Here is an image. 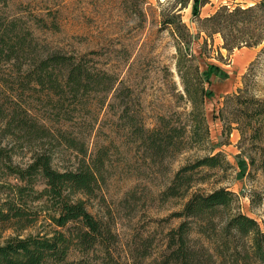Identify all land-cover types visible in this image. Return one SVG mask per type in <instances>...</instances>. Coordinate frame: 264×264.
Returning a JSON list of instances; mask_svg holds the SVG:
<instances>
[{
	"label": "rangeland",
	"instance_id": "1",
	"mask_svg": "<svg viewBox=\"0 0 264 264\" xmlns=\"http://www.w3.org/2000/svg\"><path fill=\"white\" fill-rule=\"evenodd\" d=\"M202 3L196 18L194 0H0V13L8 20H20L40 47L81 57L117 80V99L114 92L90 93L84 98L89 99L87 106L80 105L83 102L72 105L71 98L64 104L79 110L74 113V126L97 119L92 148L96 143L109 147L105 183L99 199L90 201L89 210L112 225L118 236L117 252L126 260L148 248L147 262L159 263L168 231L183 222L175 215L188 200L165 201L160 193L180 168L213 150L223 152L234 168L196 184L192 192L229 188L239 196L242 212L256 219L264 231L260 150L264 141L254 140L248 121L237 116L241 109H249L250 99L264 105V41L251 47L259 34L257 27L264 28V11L251 14L252 24H242L240 32L225 30L228 45L224 34H213L211 23L205 22L223 6L247 9L264 0ZM209 67L214 71H208ZM7 69L0 67L1 104L17 101L49 119L47 123L58 121L54 104H49L56 98L48 103L46 92H18L19 75ZM206 73L212 74L208 78ZM211 92L212 97L206 96ZM125 103L148 129L156 128L161 117L176 127H186L188 149L174 159L152 162L128 136L125 120L120 118ZM221 110L227 122L233 123L230 134L220 119ZM195 113L205 119L200 145L189 139ZM2 127L0 120V143L13 149L15 164L24 166L30 160L29 150L21 147L23 140L3 134ZM259 127L264 136V118ZM250 159L255 160L253 166L248 165ZM13 234L0 227V243Z\"/></svg>",
	"mask_w": 264,
	"mask_h": 264
},
{
	"label": "trees",
	"instance_id": "2",
	"mask_svg": "<svg viewBox=\"0 0 264 264\" xmlns=\"http://www.w3.org/2000/svg\"><path fill=\"white\" fill-rule=\"evenodd\" d=\"M202 2L194 0L192 13L196 18L200 17ZM257 10L264 11V3L247 9L223 6L205 22L211 23L213 34L223 33L228 45L225 30L240 32L242 24H252ZM257 30L251 47L264 41V28L258 26ZM0 67L17 71L18 92H46L48 103L56 98L49 104H54L58 120L47 123L49 119L33 113L31 107L17 101L6 106L0 100L3 134L23 140L21 147L31 154L24 166L15 164L13 149L0 143V227L14 233L0 243V264H154L147 262L151 255L148 248L139 250L132 260L124 259L117 252L118 236L112 225L89 210L90 201L99 199L105 183L109 147L96 143L92 148L97 119L74 126V113L79 110L64 104L71 98L72 105L83 102L80 105L87 106L89 99L84 98L90 93L114 92L117 99V80L81 57L40 47L20 20H8L1 13ZM210 67L208 71H214ZM211 74L206 73L208 78ZM206 96L210 98L213 93ZM247 104L249 109H241L237 116L248 121L254 140L264 141L259 127L264 105L255 98ZM123 106L120 118L125 120L128 136L152 162L174 159L188 149L186 127H176L161 117L156 128L148 129L137 115L130 114L127 103ZM220 113L230 134L233 123L224 118V110ZM192 122L189 139L200 145L205 138L201 131L205 119L195 113ZM84 125L88 129H82ZM260 150L264 166V144ZM254 164L250 159L248 165ZM233 168L223 152L213 150L175 173L160 196L165 201L188 200L175 215L183 222L168 231L158 264H264V231L256 219L242 212L239 196L226 187L192 192L196 184ZM32 229L34 233H26Z\"/></svg>",
	"mask_w": 264,
	"mask_h": 264
}]
</instances>
